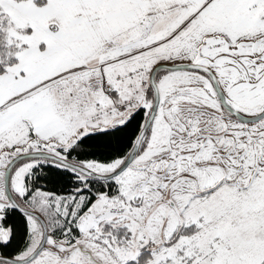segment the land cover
I'll use <instances>...</instances> for the list:
<instances>
[{"label":"snow or ice","instance_id":"6c2138e0","mask_svg":"<svg viewBox=\"0 0 264 264\" xmlns=\"http://www.w3.org/2000/svg\"><path fill=\"white\" fill-rule=\"evenodd\" d=\"M0 264H264V0H0Z\"/></svg>","mask_w":264,"mask_h":264}]
</instances>
